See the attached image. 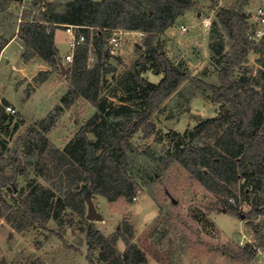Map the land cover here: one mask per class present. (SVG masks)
I'll return each mask as SVG.
<instances>
[{"label": "trees", "instance_id": "obj_1", "mask_svg": "<svg viewBox=\"0 0 264 264\" xmlns=\"http://www.w3.org/2000/svg\"><path fill=\"white\" fill-rule=\"evenodd\" d=\"M198 6V0H73L63 10L52 9L51 14L43 15L41 20L21 22L16 37L22 42V59L39 57L53 70L58 69L61 61L55 44L58 29L69 25L79 27L87 41L76 48L70 67L65 70L69 88L61 98V105L20 137L29 154L36 156L41 176L54 181L60 174L56 188L44 187L28 179L27 166H32L33 162L28 160L24 164L18 155L14 158L11 174L0 171L1 187L14 188L19 175L28 179L27 187L18 193L16 208L4 201L5 211L10 210L7 219L17 230L35 224L45 227L66 207L84 216L89 189L109 202L122 197L132 199L139 183L138 174L130 163V157L137 153L130 138L180 86L194 81L212 92L213 101L220 105V113L185 135L173 132L169 161L176 160L192 179L221 202V206L215 202L210 205V211L223 209L252 226L256 242L235 249L225 248V253L245 263L257 257L258 250L264 247V85L261 86L259 76L248 75L247 71L237 76V69L243 67L259 43L249 38L252 31L247 16L239 10L240 5L220 8L216 15L214 25L220 24L233 43L232 51L225 54L223 45L210 46L211 61L218 69V86L191 78L153 47L158 34ZM115 31L149 34L143 45L142 56L146 59L128 70V76L135 82L128 87V102L121 100V104L109 103L101 96L103 77L112 68L113 55L108 41ZM93 56L95 63L92 65ZM148 61L153 63L151 69L155 74L164 73L158 84L141 77L148 69ZM105 64L108 68H104ZM79 98L90 102L97 111L61 150L47 135L64 109ZM140 105L144 108L135 109ZM8 106L6 99H0V126L7 122L6 125H10L18 117L13 128L6 131L14 135L25 121L17 114L8 113ZM151 128H154L152 122ZM90 135L95 138L91 139ZM75 189L78 191L74 192ZM59 194L66 195L64 202ZM244 203L250 205L249 212H243ZM55 207L58 213L54 212ZM5 211L0 213L4 215ZM126 225V231L133 234L132 228ZM122 239L127 249L120 254L116 248L119 237H105L91 223L86 237L88 261L96 264L99 251L98 259L104 264H146L144 253L130 244L125 235Z\"/></svg>", "mask_w": 264, "mask_h": 264}, {"label": "rangeland", "instance_id": "obj_2", "mask_svg": "<svg viewBox=\"0 0 264 264\" xmlns=\"http://www.w3.org/2000/svg\"><path fill=\"white\" fill-rule=\"evenodd\" d=\"M71 1L0 0V99H6L25 121L14 135L6 131L13 128L18 117L10 125H6L7 122L0 126V171L11 174L14 158L18 155L24 164L28 160L33 162L32 166H27L28 179L53 189L60 174L54 181L41 176L36 167V156L29 154L20 137L36 122L56 112L61 105V98L69 88L64 71L71 64L66 61V56L71 54L68 51L70 37L64 27L56 31L61 59L57 70L50 69L42 60L40 62L39 57L23 60L22 42L15 37L22 21L41 20L43 15L51 14L52 9L63 10ZM198 3L197 9L181 15L173 26L158 34L153 47L181 72L188 73L203 84L218 86V69L211 61L210 46L223 45V54L231 52L233 47L224 28L218 23L214 25L219 9L240 5L239 10L246 14L250 23V31H254L264 25L263 19L256 18V10L261 2L198 0ZM182 26L187 30L183 31ZM142 34L122 31L124 46L113 54L110 60L112 68L103 77L101 96L109 103L128 102V87L135 81L130 79L127 72L146 59L145 55L142 56L145 51L143 45L149 34ZM94 63L95 57L91 64ZM152 64L148 61V69L142 72L141 77L158 84L164 73L155 74L151 69ZM104 68H108L106 64ZM243 71L251 76H259L261 86L264 85V39L256 43L246 63L237 69V76ZM212 96L205 85L194 81L184 83L130 138L137 150L130 157V163L138 174L139 183L132 199L122 197L116 202H109L106 197L95 195L89 189L84 216L70 207L62 211L55 207L54 212L58 213L59 210L58 217L52 218L45 227L35 224L19 231L8 221L10 210L5 211L4 201L11 208H16L18 193L27 187L28 179L19 175L14 188L9 185L1 187L0 182V212L5 211L4 215L0 213V264H91L87 259L86 242L91 223L105 237H119L116 248L120 254L127 249L122 239L125 235L130 244L144 253L146 264H264V247L249 263L236 261L225 253V248L235 249L256 242L252 226L246 220L224 213L223 209L210 211V205L215 202L221 206V202L192 179L176 160L169 161L168 158L173 132L185 135L201 122L218 116L220 105L213 101ZM143 108L140 105L135 109ZM96 111L94 105L79 98L60 114L55 127L47 135L49 140L63 150ZM151 122L154 128H151ZM90 138L95 137L90 135ZM58 197L62 202L66 200L65 194ZM135 197L137 200H134ZM88 199L94 203L101 220L87 218ZM250 208V205L243 204L244 213L249 212ZM126 224L132 228L133 234L126 231ZM99 256L97 251L96 264H104L98 259Z\"/></svg>", "mask_w": 264, "mask_h": 264}, {"label": "built area", "instance_id": "obj_3", "mask_svg": "<svg viewBox=\"0 0 264 264\" xmlns=\"http://www.w3.org/2000/svg\"><path fill=\"white\" fill-rule=\"evenodd\" d=\"M258 1H260L261 4L259 5V7L256 10V18L264 20V4H263L264 0H258ZM79 30H80L79 27H75V26H71V25L65 27V33L68 34L70 37L69 46H70V53L71 54H68L66 56V61H68V62H72L73 54H74V51L76 50V48L85 44V42L87 41L85 34L80 33ZM182 30L186 31L187 28L185 26H182ZM117 32H119V33H117ZM121 34H122V31H115V33H113L111 35V37L108 41L110 53L112 55L115 52L121 50L124 46V44L122 42ZM142 35H144V34H142ZM249 38L254 42H259L260 40H262L264 38V25H263V27L252 31L249 34ZM0 81H1V79H0ZM6 111L8 113H11L12 115H15L17 113L16 109L13 108L12 106H8L6 108ZM134 200H137V198L135 197Z\"/></svg>", "mask_w": 264, "mask_h": 264}, {"label": "water", "instance_id": "obj_4", "mask_svg": "<svg viewBox=\"0 0 264 264\" xmlns=\"http://www.w3.org/2000/svg\"><path fill=\"white\" fill-rule=\"evenodd\" d=\"M65 73V71H64ZM87 203H88V216L87 218L89 220H92V221H96V220H101L102 217L97 213V210L95 208V205L94 203L91 201V199H88L87 200ZM224 213H225V210H224Z\"/></svg>", "mask_w": 264, "mask_h": 264}, {"label": "crops", "instance_id": "obj_5", "mask_svg": "<svg viewBox=\"0 0 264 264\" xmlns=\"http://www.w3.org/2000/svg\"><path fill=\"white\" fill-rule=\"evenodd\" d=\"M17 37H15V39H16ZM14 39V40H15ZM55 44H56V47H57V49H59L60 50V47L58 46V43H57V41H56V34H55ZM21 50H22V46H21ZM68 51H70V48H69V50ZM39 61L41 62V59L39 58ZM43 62V61H42Z\"/></svg>", "mask_w": 264, "mask_h": 264}]
</instances>
